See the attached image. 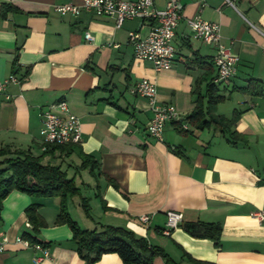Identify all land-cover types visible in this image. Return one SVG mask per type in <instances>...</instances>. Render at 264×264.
Segmentation results:
<instances>
[{
    "label": "crops",
    "instance_id": "0c3cea01",
    "mask_svg": "<svg viewBox=\"0 0 264 264\" xmlns=\"http://www.w3.org/2000/svg\"><path fill=\"white\" fill-rule=\"evenodd\" d=\"M178 1L183 10L172 39L175 59L169 70L155 72L150 63L134 59L129 43L130 32L148 33V21L127 20L115 28L112 17L59 16L53 10L81 0H0V81L26 76L7 86L9 100L0 95V146L41 156L40 110L65 101L80 121L82 142L45 154L42 163L78 154L79 165L64 170L88 200L89 217L80 199L75 206L77 218L84 217L82 229L124 228L162 248L176 264H193L190 259L264 264V223L254 217L264 209V98L236 90L249 79L264 87V0ZM165 5L166 0H153L155 9ZM196 17L217 24L222 44L239 58L235 76L217 85L226 97L220 104L236 99V107L229 118L216 114L230 120L241 112L231 142L216 126L201 129L186 121L197 98L206 109V83L216 75L214 49L188 26ZM142 79L156 85L160 104L177 109L186 134L167 123L161 141L148 135L150 107L132 93ZM83 155L92 159L93 171L80 168ZM80 170L87 178L76 183ZM33 203L41 205L37 212L46 226L37 237L49 252L39 264H87L76 253L69 227L54 224L60 198H33L16 190L2 201L0 239L7 243L0 264H34L40 254L16 243L31 232L25 211ZM167 212L183 218L168 236L163 234ZM141 215L150 217L147 224L139 221ZM184 224L220 225L218 245L193 237ZM94 264L122 261L105 254Z\"/></svg>",
    "mask_w": 264,
    "mask_h": 264
},
{
    "label": "built area",
    "instance_id": "2783aa9c",
    "mask_svg": "<svg viewBox=\"0 0 264 264\" xmlns=\"http://www.w3.org/2000/svg\"><path fill=\"white\" fill-rule=\"evenodd\" d=\"M227 2L231 4L229 0ZM53 10L59 16L77 17L81 12H91L99 17H112L115 21V28H120L127 20L148 21L149 31L144 37L135 32L129 33V43L133 48L134 59L150 63L155 72L167 71L172 67L175 59L172 39L182 19L183 10L178 0H166L165 8L162 10L154 8L153 0H81L80 5H59L54 6ZM187 23L195 38L201 39L214 49L212 62L216 68V77L213 83L221 85L228 82L236 74L239 58L222 44L219 26L198 17L189 19ZM85 39L90 41L92 37L89 33H85ZM25 79L26 76L17 78L12 74L0 81V95L9 100L10 96L5 94L7 86L11 83L20 84ZM132 93L148 102L152 116L146 131L150 137L161 141L167 123L179 124L182 130L188 129L173 105L160 104L157 101V89L152 81L142 79L136 82ZM39 115L42 122L39 132L40 149L43 153L56 146L67 147L81 144L80 121L70 111L65 101H59L41 109ZM254 217L260 224H263L264 209L257 212ZM182 219L180 213L167 212L163 234L170 235L172 230L179 227ZM149 220L148 215L139 216V221L143 224H147ZM27 227L31 228L29 222ZM6 243V238L0 239V253L5 250ZM16 243L40 253L34 258V264H39L49 257V252L39 244H30L21 237L16 239Z\"/></svg>",
    "mask_w": 264,
    "mask_h": 264
},
{
    "label": "trees",
    "instance_id": "16d2710c",
    "mask_svg": "<svg viewBox=\"0 0 264 264\" xmlns=\"http://www.w3.org/2000/svg\"><path fill=\"white\" fill-rule=\"evenodd\" d=\"M216 75L206 83V109L201 106L202 98H197L196 106L186 118L188 123L197 124V128H209L216 126L222 133H227V140L231 142L237 133L232 127L237 122L241 112H235L232 119L228 120L216 114L217 106L224 102L226 97L219 94L217 85L213 83ZM237 91L251 97H263L264 87L262 82L249 79L246 86L236 88ZM179 133L186 134L179 124H174ZM66 147L56 146L41 156H34L29 150L12 149L9 146H0V212L2 201L13 190L24 193L33 198H60V207L56 216L55 225H67L72 233V240L76 247L78 257L87 264H94L105 254H116L122 264H176L165 251L157 246L149 245L141 237H137L129 230L109 225H99L97 228L82 229L71 217L67 201L72 197H79L84 214L89 217V204L86 198L81 197L80 189L75 185L74 178H68L67 172L60 165L44 164L42 158L45 154ZM89 156H82L80 168H90ZM97 162L93 161L95 165ZM41 205L33 203L27 207L25 214L31 225V232H26L22 238L30 244L46 246L41 242L37 234L46 223L41 219L37 210ZM203 232L196 233L193 230L185 231L193 237L211 240L218 245L221 227L218 224H201ZM193 264H214L190 259Z\"/></svg>",
    "mask_w": 264,
    "mask_h": 264
},
{
    "label": "rangeland",
    "instance_id": "374dc122",
    "mask_svg": "<svg viewBox=\"0 0 264 264\" xmlns=\"http://www.w3.org/2000/svg\"><path fill=\"white\" fill-rule=\"evenodd\" d=\"M237 97V96H236ZM235 97V98H236ZM235 100L236 99H232V100H227L225 103L223 104H219L218 106V113L225 116V117H230L231 114H232V111L234 109V107H236V103H235ZM217 110H216V113H217ZM35 153H39V150L35 148ZM64 157V156H63ZM79 160H78V154L74 153V155H68L67 159H65L64 161H59V160H53L51 162L52 165H62V169L64 170L65 168H69L68 166H71L73 168L77 167L76 165L78 164L79 165ZM75 170V169H74ZM80 175H78L76 177V183H79L80 179H85L87 178V173H84L82 170H80ZM87 195V192L84 191V195ZM79 202V198L78 197H73V198H69V201H68V206H69V210H70V213L72 215L73 218H77L78 216V213L79 212L78 210L76 211V204ZM80 214V212H79ZM82 219L80 218H77V219H80V222H79V226L81 227H84L83 225V216H81ZM75 221L78 222V220L75 219ZM89 222V221H87Z\"/></svg>",
    "mask_w": 264,
    "mask_h": 264
},
{
    "label": "water",
    "instance_id": "95a60500",
    "mask_svg": "<svg viewBox=\"0 0 264 264\" xmlns=\"http://www.w3.org/2000/svg\"><path fill=\"white\" fill-rule=\"evenodd\" d=\"M184 228H186L188 230H193L196 233L203 232L200 224H184Z\"/></svg>",
    "mask_w": 264,
    "mask_h": 264
}]
</instances>
